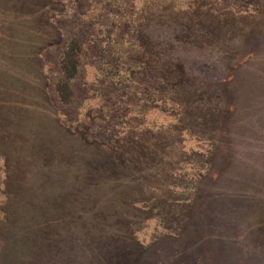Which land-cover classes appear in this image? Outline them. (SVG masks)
I'll return each instance as SVG.
<instances>
[{"label": "rangeland", "instance_id": "374dc122", "mask_svg": "<svg viewBox=\"0 0 264 264\" xmlns=\"http://www.w3.org/2000/svg\"><path fill=\"white\" fill-rule=\"evenodd\" d=\"M0 264H264V0H0Z\"/></svg>", "mask_w": 264, "mask_h": 264}, {"label": "trees", "instance_id": "16d2710c", "mask_svg": "<svg viewBox=\"0 0 264 264\" xmlns=\"http://www.w3.org/2000/svg\"><path fill=\"white\" fill-rule=\"evenodd\" d=\"M78 51L79 47L77 42L71 40L62 52L60 59V71L62 73L63 79H60L55 83V90L61 100H66L69 95V88L64 78L70 79L75 75L78 65Z\"/></svg>", "mask_w": 264, "mask_h": 264}]
</instances>
